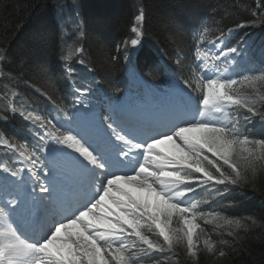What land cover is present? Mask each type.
<instances>
[{
	"label": "snow or ice",
	"instance_id": "snow-or-ice-1",
	"mask_svg": "<svg viewBox=\"0 0 264 264\" xmlns=\"http://www.w3.org/2000/svg\"><path fill=\"white\" fill-rule=\"evenodd\" d=\"M246 11L251 19L227 32L202 27L195 37L198 63L175 81L183 104L159 116L95 111L87 102L92 89L83 84L73 83V111L36 88L55 107L56 114L49 116L16 102L15 91L5 93L0 119L7 122L8 113L18 114L34 143L17 142L0 130V147L11 153L8 160L15 157L21 164L0 163L5 174L0 181V264H167L181 246L195 264L200 252L228 256L243 239L241 231L264 227V218H229L221 210L203 209L208 200L195 198L197 189L213 198L222 197L229 186L257 189L264 174V139L247 134L248 125L264 124V70L233 75L240 68L236 56L241 49L225 43L237 29L264 25V0ZM145 21V10L139 8L132 35L117 48L126 60L130 50L142 46ZM165 27L175 42V26ZM76 31L85 34L83 23L76 24ZM206 41L218 51H205L200 45ZM85 54L77 37L61 57L69 80L75 69L67 61L75 56L86 66ZM9 57L7 42H0V77L11 82L16 77L3 67ZM174 63L184 67L179 53ZM51 143L68 150L63 152L64 181L45 162ZM77 176L85 178L81 197L58 195L61 184L72 191L66 181ZM29 205L44 209L48 220L29 219Z\"/></svg>",
	"mask_w": 264,
	"mask_h": 264
},
{
	"label": "trees",
	"instance_id": "trees-1",
	"mask_svg": "<svg viewBox=\"0 0 264 264\" xmlns=\"http://www.w3.org/2000/svg\"><path fill=\"white\" fill-rule=\"evenodd\" d=\"M257 2L258 0H0V42H7L10 52L9 62L3 67L16 77L11 82L0 77V115H3V108L7 103L4 97L9 90L17 93L16 102L24 104L28 110L43 108L45 114L51 106L47 103L40 104L46 102V97L36 92V88L46 89L58 102L63 105L66 103V62L61 57L67 55L63 45L68 37L62 36L60 40L53 25L46 27L45 22L50 13H58L69 20L71 28L68 36L75 37L74 44L79 37L85 48L83 58L87 65L98 70V73L95 72L98 83L109 84L114 77L120 75L124 52L122 48L117 51V48L125 38L132 35L130 26L139 8H143L146 13L143 26L145 42L159 53L165 52L173 61L179 53L184 67L176 66V71L179 75L187 76L188 67L195 65V37L202 27L208 25L214 30L226 32L235 23L251 19L246 8L255 7ZM103 3H107L108 8ZM82 4L87 23L84 26L85 34L81 36L76 31V24L83 23L84 20L80 13ZM62 24L61 22L60 26ZM166 25L175 26V42L169 38ZM245 30L247 38L243 36L242 41L248 39L255 46L263 44L264 47V25L247 26ZM215 35H219V31ZM112 56L117 59L112 60ZM76 61L75 56L67 61L75 69L73 77L83 73L82 69L74 66ZM12 120L18 122L15 117ZM0 130L6 133L5 123L0 122ZM241 187L244 189L235 190L242 195L236 205L240 209V217L236 219L247 216L264 218V174H261L257 189H253L251 184ZM241 236L243 239L226 256L225 264H264V227L254 226L247 233L241 231ZM223 238L231 240L226 235ZM204 256L203 254L201 259ZM169 260L170 263L167 264H177L173 254Z\"/></svg>",
	"mask_w": 264,
	"mask_h": 264
},
{
	"label": "rangeland",
	"instance_id": "rangeland-1",
	"mask_svg": "<svg viewBox=\"0 0 264 264\" xmlns=\"http://www.w3.org/2000/svg\"><path fill=\"white\" fill-rule=\"evenodd\" d=\"M103 4L106 6V8H108L107 3H103ZM232 210H236V209H233L232 207L228 209V211H232ZM45 217H48L47 214H45ZM203 254L205 256L203 259H201V256ZM174 256L177 261V264H194L193 259L186 254V251L182 246L176 249ZM225 263H226V257H218L216 254H208L205 252H200L199 258L195 261V264H225ZM171 264H175V263L171 262Z\"/></svg>",
	"mask_w": 264,
	"mask_h": 264
},
{
	"label": "bare ground",
	"instance_id": "bare-ground-1",
	"mask_svg": "<svg viewBox=\"0 0 264 264\" xmlns=\"http://www.w3.org/2000/svg\"><path fill=\"white\" fill-rule=\"evenodd\" d=\"M62 196H64V195H62ZM45 218V217H44ZM40 223L42 224L43 222L42 221H40Z\"/></svg>",
	"mask_w": 264,
	"mask_h": 264
}]
</instances>
